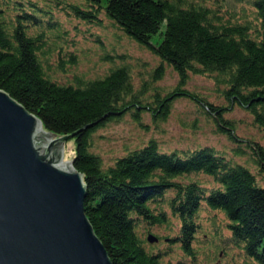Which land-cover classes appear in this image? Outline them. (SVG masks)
Masks as SVG:
<instances>
[{
    "label": "trees",
    "instance_id": "16d2710c",
    "mask_svg": "<svg viewBox=\"0 0 264 264\" xmlns=\"http://www.w3.org/2000/svg\"><path fill=\"white\" fill-rule=\"evenodd\" d=\"M64 8L86 23L110 18L161 58L155 79L163 77L164 62L179 76L178 85L164 96L156 89L153 102L136 93L125 66L101 77L57 80L50 72L54 62L62 71L77 63L74 53L52 46L50 34L60 31L59 21L35 0H0V88L36 114L46 131L74 141V166L87 190L85 211L112 262L162 264L164 252L147 249L139 228L171 225L167 206L181 223L171 242L191 263L200 253L194 243L204 232L202 211L211 209L227 219V232L214 223L218 257L238 249L264 264V185L259 178L264 177V147L257 141L248 145L257 172L213 146L169 152L151 139L110 163L93 149L100 128L128 112L140 123L145 110L166 119L178 96L194 100L235 141H240L235 125L225 117L233 103L248 109L264 132V0H76L66 1ZM191 73L218 74L230 104L217 105L185 89ZM198 174L211 176L217 186L193 178Z\"/></svg>",
    "mask_w": 264,
    "mask_h": 264
},
{
    "label": "rangeland",
    "instance_id": "374dc122",
    "mask_svg": "<svg viewBox=\"0 0 264 264\" xmlns=\"http://www.w3.org/2000/svg\"><path fill=\"white\" fill-rule=\"evenodd\" d=\"M35 1L46 11L52 12L50 15L59 21L60 31L54 29L50 34V40L54 42L52 46L56 45L59 51V46L62 45V49L74 53L77 59L76 64H66L67 69L64 71L57 69L56 62L51 65L50 72L57 80L73 82L76 76L84 79L101 77L113 67L125 66L130 71L136 93L141 94L145 102L154 101L156 89L164 96L178 85V73L165 62L163 77L155 79L153 71L161 63V58L146 45L131 38L110 18L103 16L101 24L86 23L68 14V8H64L66 1L76 0ZM250 14V19L255 21L253 11ZM54 54L56 59L57 53ZM217 75L191 73L184 88L205 96L217 105L228 106L230 101L225 95L226 83L218 80ZM141 116L140 123L128 112L121 120L100 128L94 137V151L110 163L128 149L143 146L151 139L157 140L160 147L169 152L213 146L227 158L248 165L257 172L255 156L248 145L249 141L255 140L264 147V132L254 123L251 112L243 106L233 103L225 111V117L232 120L240 141L222 133L214 116L202 111L194 100L186 96H178L173 101L166 119L154 118L148 110L143 111ZM193 178L200 179L209 187L217 186L211 176L198 174L193 175ZM259 178L264 185V177L260 175ZM165 209L171 225L143 224L139 228L141 236L146 239L144 245L147 249L164 252L162 264H257L238 249H232L229 254L218 257L214 249L219 243V237L216 235L214 223L217 228L227 232V219L223 212L211 209L202 211L203 233L207 236L203 240V233L198 234V242L194 246L200 253L195 263H191L190 257L183 253L179 245L171 242L170 237L179 231L181 223L169 207L165 206ZM149 233L157 236L158 241L149 242Z\"/></svg>",
    "mask_w": 264,
    "mask_h": 264
},
{
    "label": "water",
    "instance_id": "95a60500",
    "mask_svg": "<svg viewBox=\"0 0 264 264\" xmlns=\"http://www.w3.org/2000/svg\"><path fill=\"white\" fill-rule=\"evenodd\" d=\"M69 136L0 88V264H114L86 214Z\"/></svg>",
    "mask_w": 264,
    "mask_h": 264
}]
</instances>
